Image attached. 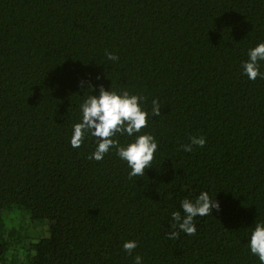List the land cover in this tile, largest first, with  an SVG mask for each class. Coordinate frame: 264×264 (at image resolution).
<instances>
[{"label":"trees","instance_id":"1","mask_svg":"<svg viewBox=\"0 0 264 264\" xmlns=\"http://www.w3.org/2000/svg\"><path fill=\"white\" fill-rule=\"evenodd\" d=\"M261 42L264 0H0V264H259L248 240L264 220V78L241 64ZM101 86L149 112L159 101L139 133L158 142L143 176L114 150L89 160L95 138L71 146L79 104ZM201 135L203 148L182 149ZM202 191L220 209L180 232L172 212ZM13 206L48 235L12 227Z\"/></svg>","mask_w":264,"mask_h":264},{"label":"clouds","instance_id":"2","mask_svg":"<svg viewBox=\"0 0 264 264\" xmlns=\"http://www.w3.org/2000/svg\"><path fill=\"white\" fill-rule=\"evenodd\" d=\"M105 56L109 61L119 60L118 55L107 49ZM247 56L248 59L241 64L242 73L249 80L264 78L260 63L264 61V42L250 48ZM142 99L141 96L132 94L128 90L117 91L112 87L103 86L100 87L98 94L85 95L79 104L81 118L72 125L71 146L80 148L86 140L95 138L96 146L88 155L89 160L101 161L106 154L114 150L130 168L129 177L143 176L145 169L154 159L158 142L149 133H139L147 126L149 115H160L161 107L159 101L154 99L149 112L142 106ZM120 136L134 137V139L122 144ZM205 144V136H192L190 142L181 147L185 152H191L194 146L203 148ZM215 197L208 191H202L195 200L183 199L180 205L183 215L180 211L171 214L172 220L175 221L173 227L178 226L180 232L195 235L197 227L194 218L207 216L213 213V210L220 209L221 204ZM178 235L179 232H173L170 238L175 239ZM137 247L138 243L135 240H127L123 243L124 250L129 253ZM248 248L258 257L259 264H264V220L256 222L252 228ZM134 264H143V257L136 255Z\"/></svg>","mask_w":264,"mask_h":264},{"label":"rangeland","instance_id":"3","mask_svg":"<svg viewBox=\"0 0 264 264\" xmlns=\"http://www.w3.org/2000/svg\"><path fill=\"white\" fill-rule=\"evenodd\" d=\"M13 209H11V212L7 211L5 214V211H3V215H9L10 222L13 223L14 228L19 229L20 233L23 235H29L30 237H38V236H44L48 235V225L44 223H38L37 226H33L35 224H32V220H30V217L26 214L27 211L24 209H20L17 206H13ZM7 209V208H6ZM6 221V220H5ZM32 224V225H31Z\"/></svg>","mask_w":264,"mask_h":264}]
</instances>
